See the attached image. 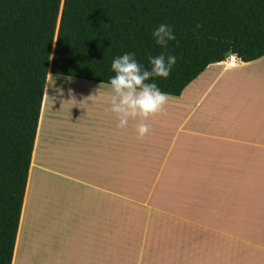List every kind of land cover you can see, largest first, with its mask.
I'll use <instances>...</instances> for the list:
<instances>
[{
    "label": "crops",
    "instance_id": "crops-1",
    "mask_svg": "<svg viewBox=\"0 0 264 264\" xmlns=\"http://www.w3.org/2000/svg\"><path fill=\"white\" fill-rule=\"evenodd\" d=\"M48 73L11 264H264V55L210 63L143 139L108 84Z\"/></svg>",
    "mask_w": 264,
    "mask_h": 264
},
{
    "label": "trees",
    "instance_id": "trees-1",
    "mask_svg": "<svg viewBox=\"0 0 264 264\" xmlns=\"http://www.w3.org/2000/svg\"><path fill=\"white\" fill-rule=\"evenodd\" d=\"M161 24L176 35L166 52L152 36ZM229 52L264 55V0H0V264H11L48 72L109 84L114 58L134 53L150 70L164 53L177 62L153 81L178 96Z\"/></svg>",
    "mask_w": 264,
    "mask_h": 264
},
{
    "label": "clouds",
    "instance_id": "clouds-1",
    "mask_svg": "<svg viewBox=\"0 0 264 264\" xmlns=\"http://www.w3.org/2000/svg\"><path fill=\"white\" fill-rule=\"evenodd\" d=\"M200 27L199 24L195 25V29ZM152 36L165 52L169 41L176 40V35L168 24L159 25ZM134 56V53H124L112 61L111 69L115 75L109 80L110 94L106 97L109 106L105 111L114 115L119 128L127 127L129 121H136L137 138L143 139L150 131L147 121L161 113L168 101V95L161 92L153 78L169 77L177 59L174 55L166 56L164 53L150 56L149 70L139 64ZM227 56L231 59L236 54L229 52ZM48 75L52 77L50 73Z\"/></svg>",
    "mask_w": 264,
    "mask_h": 264
},
{
    "label": "built area",
    "instance_id": "built-area-1",
    "mask_svg": "<svg viewBox=\"0 0 264 264\" xmlns=\"http://www.w3.org/2000/svg\"><path fill=\"white\" fill-rule=\"evenodd\" d=\"M223 61L226 63L227 66H236L241 62V60L237 56L231 59H229L228 56H226V58Z\"/></svg>",
    "mask_w": 264,
    "mask_h": 264
},
{
    "label": "rangeland",
    "instance_id": "rangeland-1",
    "mask_svg": "<svg viewBox=\"0 0 264 264\" xmlns=\"http://www.w3.org/2000/svg\"><path fill=\"white\" fill-rule=\"evenodd\" d=\"M58 80H62V79H58ZM59 82H60V81H59ZM69 82L72 83V81H68V83H69Z\"/></svg>",
    "mask_w": 264,
    "mask_h": 264
}]
</instances>
